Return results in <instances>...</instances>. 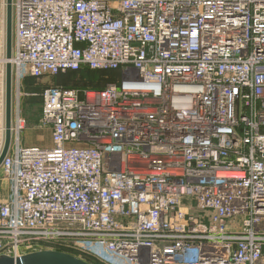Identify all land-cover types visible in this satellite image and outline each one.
Segmentation results:
<instances>
[{"label":"built area","instance_id":"built-area-1","mask_svg":"<svg viewBox=\"0 0 264 264\" xmlns=\"http://www.w3.org/2000/svg\"><path fill=\"white\" fill-rule=\"evenodd\" d=\"M13 10L17 80H119L40 93L52 146L13 142L2 164L0 256L56 245L104 264H264V0ZM0 11L3 25L4 1Z\"/></svg>","mask_w":264,"mask_h":264},{"label":"rangeland","instance_id":"rangeland-1","mask_svg":"<svg viewBox=\"0 0 264 264\" xmlns=\"http://www.w3.org/2000/svg\"><path fill=\"white\" fill-rule=\"evenodd\" d=\"M4 1L6 4V0H0V7L1 2ZM6 14L4 20V42L6 48ZM3 40V35H2ZM88 73V72H85ZM84 73V75H85ZM91 73H99V72H91ZM72 77L66 79L67 77L58 76L55 78H42V79H35L32 77L26 78L24 80H17L16 75L13 70V142L20 141L21 133L30 126H34V120L37 119L39 126V119L41 116V109H42V99L40 93H42L43 89L49 86H80L83 82H87L88 78L84 77L83 74L71 73ZM119 77V76H118ZM6 82V78H5ZM101 83V81H99ZM88 87V86H87ZM3 102H4V120H5V85L3 87ZM28 108L30 110V115H28L27 111L23 113V110ZM21 117V119L25 120V128L20 133L16 130V122ZM12 142V143H13ZM0 173L3 174V178L6 180L4 171L0 169ZM46 249L39 250V251H58L63 252L69 255H72L82 261L87 262L88 264H104L99 261V259L94 258L93 256L84 254L83 252L75 249L73 247H61L56 245H46ZM35 251V252H39ZM34 253V252H32ZM29 254V253H28ZM27 255V254H26Z\"/></svg>","mask_w":264,"mask_h":264},{"label":"water","instance_id":"water-1","mask_svg":"<svg viewBox=\"0 0 264 264\" xmlns=\"http://www.w3.org/2000/svg\"><path fill=\"white\" fill-rule=\"evenodd\" d=\"M14 48L13 0H6V66L5 82V141L0 154V169L8 156L13 142V66ZM0 264H88L72 255L58 251H39L20 257L0 256Z\"/></svg>","mask_w":264,"mask_h":264},{"label":"crops","instance_id":"crops-1","mask_svg":"<svg viewBox=\"0 0 264 264\" xmlns=\"http://www.w3.org/2000/svg\"><path fill=\"white\" fill-rule=\"evenodd\" d=\"M6 24V22H5ZM2 16L0 11V45L2 44V35L4 37V33L2 34ZM4 44V40H3ZM4 102H3V88L0 85V154L2 152L4 141H5V120H4ZM27 111L28 115H30V110L28 108L23 110V113ZM42 119V109L41 116L39 119V126H37L38 120L35 119L33 124L34 126L27 127L20 136V143L23 146L27 147H40V148H49L52 146V138L51 131L47 127H43L41 124ZM16 142V140H15ZM10 199V185L3 178V174L0 173V202H5Z\"/></svg>","mask_w":264,"mask_h":264},{"label":"trees","instance_id":"trees-1","mask_svg":"<svg viewBox=\"0 0 264 264\" xmlns=\"http://www.w3.org/2000/svg\"><path fill=\"white\" fill-rule=\"evenodd\" d=\"M84 75V74H83ZM119 75L117 72H99V73H85L84 77L88 78L87 82H83L82 85L76 86H65L67 88H75V89H85V88H92V89H104L109 83L118 82ZM64 77L70 80L72 77L71 73L65 74ZM101 81V83H99ZM88 86V87H87Z\"/></svg>","mask_w":264,"mask_h":264},{"label":"bare ground","instance_id":"bare-ground-1","mask_svg":"<svg viewBox=\"0 0 264 264\" xmlns=\"http://www.w3.org/2000/svg\"><path fill=\"white\" fill-rule=\"evenodd\" d=\"M3 26H4V24H3ZM4 85H5V82L3 83V85L1 86L2 88L4 87Z\"/></svg>","mask_w":264,"mask_h":264}]
</instances>
